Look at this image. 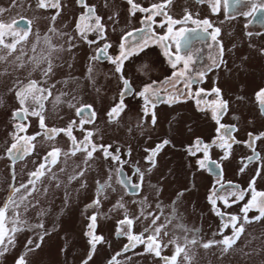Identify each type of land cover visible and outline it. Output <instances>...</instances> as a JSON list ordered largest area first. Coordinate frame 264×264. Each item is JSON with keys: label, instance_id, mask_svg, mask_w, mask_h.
Returning a JSON list of instances; mask_svg holds the SVG:
<instances>
[{"label": "rangeland", "instance_id": "374dc122", "mask_svg": "<svg viewBox=\"0 0 264 264\" xmlns=\"http://www.w3.org/2000/svg\"><path fill=\"white\" fill-rule=\"evenodd\" d=\"M58 2L61 5L59 9H42L38 0H0V207L13 187L19 188L21 184L28 183L29 173L44 162L47 151L53 147L61 149L57 164L51 167L50 172L45 171V175L35 184V191H32V185H28L15 194L16 200L26 196L27 210L23 205L18 209L10 206L7 212L8 217L18 213L19 218L26 221L25 229L28 224L40 223L43 229L16 233L15 246H10L7 254L0 257V264H16L20 256L24 257L26 264H85V261L87 264H110L112 259L118 264H161L154 255L142 254V245L124 251L126 238L115 235L125 209L129 217L137 216L139 205L135 201L142 198L149 205L145 212L162 216L161 241L165 245L172 244L163 250L162 255L170 257L177 245L183 250L178 264H264V219L245 224L244 232L227 252L218 244L205 247L210 240L222 239L219 230L225 218L214 214L207 199L214 189L219 188L217 177L226 186L219 193L221 195H227V185L232 183L239 185L241 190H247L253 177L256 190L264 191V139L256 141L254 145L261 161L247 164V158L253 154L247 146L249 134H264V113L256 100V93L264 89V58L261 62L258 57L257 45L263 48L258 43L257 32L249 36L250 31L246 29L248 19L241 14L246 11L242 9L235 19H231V24L230 21H221L228 28L226 38H222L230 47L236 48L232 49L236 51L234 59L227 58L215 71L222 74V78L209 76L208 80L192 88L193 92L197 87L206 92L213 87L220 88L223 100L228 102V110L221 123L237 129L233 133L237 142L229 151V157L223 159L222 150L213 146L209 150L206 166L200 168L198 162L203 159V152L195 151V141L200 139L204 143H211L217 138L218 125L212 119L210 108L203 105L198 108L195 98L185 97L180 102L156 105L151 110L157 118L155 125L151 123V114L147 117L143 115L144 101L138 94L153 82L159 85L173 72L162 48L150 43L125 61L123 77L129 80L132 91L124 96L125 108L119 118L114 122L109 121L107 113L119 103L124 86L120 74L115 73L114 65L100 59L97 52L105 43H109L108 55L115 56L118 45L124 42L122 34L119 37L105 32L106 38L100 39L93 32L88 34L87 39L100 41L89 45L80 38L76 29L80 23L79 16L86 9L79 5L78 0ZM103 2L105 0H85L88 6L94 7L97 16ZM182 9L184 6L179 8ZM53 16H56L54 21ZM20 17L29 20L30 32L13 24ZM87 23L92 24L94 20ZM45 36H48L47 42ZM48 65H51V71L46 74ZM228 74L230 78H226ZM31 81H37L40 87L51 90L43 113L46 127L64 129L74 122L73 135L77 141L91 131L94 133L91 138L94 143L111 145L112 152L119 147L121 159L129 161L123 165L127 179L140 182L133 171L137 166L144 173L142 189L138 193H129L126 186L119 183L120 178L114 172L118 165L110 159L106 160L102 152L97 151L85 163L83 151L71 154V141L63 132L47 140L39 134L42 130L37 118L14 116L15 112H22L16 92ZM171 90L169 85L168 91ZM61 94L62 103L54 108L53 100ZM161 94L167 95L163 89ZM73 97L76 98L75 107L69 108L67 102ZM201 99L210 102L215 96H202ZM83 105L90 106L96 116L83 125L82 131L79 123L81 116L77 115V110ZM25 107L33 108L30 96ZM16 123L28 125L27 133L21 135H37V140L33 142L35 148L32 154L12 161L6 149L15 142ZM164 140L169 143L155 157L154 164L147 163L149 150L155 149ZM190 146L193 148L191 153L188 151ZM129 149L130 157L125 155ZM65 152L69 154L65 156ZM211 161L215 162L214 167L209 166ZM217 164L222 166L223 174L210 171L211 168L216 169ZM241 168H244L243 172ZM257 169L259 176H256ZM81 172L83 175H79ZM53 174L55 179L52 178ZM72 176L76 178L70 179ZM105 182L111 184L110 189L106 190L107 195L97 196L95 190L98 184ZM149 183L156 187L149 188ZM30 191L31 195H28ZM249 198L250 192L244 201L232 207L225 208L221 202L217 207L225 212V217L237 214ZM95 199L101 201V206L89 208ZM231 200L229 197L230 203ZM175 201H178L175 203L177 219H163L172 214ZM119 204H123L124 208L117 210ZM160 204L163 209L158 212L157 205ZM93 214L98 216L96 234L104 238V243L97 245L94 255L88 260L91 249L86 233L89 217ZM256 215L255 210L248 213L250 220ZM149 222L136 220L134 232H143ZM181 224L187 231L181 230ZM45 230L47 234L37 249V234ZM197 230L199 236L195 234ZM224 234H230V229L224 230ZM29 239H33V244L26 247Z\"/></svg>", "mask_w": 264, "mask_h": 264}, {"label": "snow or ice", "instance_id": "6c2138e0", "mask_svg": "<svg viewBox=\"0 0 264 264\" xmlns=\"http://www.w3.org/2000/svg\"><path fill=\"white\" fill-rule=\"evenodd\" d=\"M195 2L201 5L208 4L213 15L218 14L219 8L221 6V0H195ZM243 2L244 0H233V7ZM247 2L251 4L250 11L241 13L246 18L253 16L256 12H264V0H247ZM78 3L80 6L86 9V12L79 16L80 23L76 25V29L80 38L85 40V42L89 45L98 42L87 39V36L90 33L95 32L100 39H105V25L102 23V18L95 15L94 7L88 6L85 3V0H78ZM127 3L130 5L131 15L135 16L136 13L143 14V17L140 20V23L143 25V27L138 30L140 33V43L134 46H129L126 43L127 37H125V42H121L118 45L117 54L115 56L108 55V50L111 47V44L109 43H105L98 52L99 56H103L105 60L114 65L115 73L120 74V78L122 79L124 86L123 91L120 94L121 98L119 103L112 107L107 113L109 121L114 122L117 118H119L125 108L124 96L132 90L129 80L123 77L125 61H127L133 54H138L139 51H142L150 43H156L162 48L163 54L167 58L169 65L173 69V72L171 77L166 78L164 81L160 82L159 85H157L156 82H153V84L145 86L138 94L143 98L144 101V117H147L149 114H151V123L152 125H155L157 118L155 112L151 110L154 109L156 104L161 102V100H163L164 103L172 104L180 102L185 97L188 99L195 98V103L198 108H201V105H203L204 107L211 109L212 119L218 125L216 129L217 138L213 139L211 143H204L200 139L195 141V151L200 152L202 150L203 152V159L198 162L199 167L204 168L206 166L209 160V150L213 146L222 150V158L227 159L233 144L237 142L233 136V133L237 131V129L234 126H225L221 123L223 115L228 110V102L223 100L221 89L218 87H213L210 92H206L205 89L199 87H197L195 92L192 91L194 85L198 86L204 82L207 73L213 71L214 69H218L222 64L225 63L223 59L224 48L222 43L218 40V37L221 34V28L215 26L209 18H194L192 12H190L187 8L184 9V15L182 18H173V16L169 14V8L173 3V0H160V2L151 3L147 7L135 3L134 0H127ZM38 4L42 9H59L61 7L58 0H38ZM223 6L227 11L229 8V0H223ZM157 17L160 18L159 23H157ZM55 19L56 16H53L52 20L54 21ZM109 19L111 20L113 17L110 16ZM89 20H94V23H87ZM189 25L194 27H188ZM155 27L165 29L164 34H158L155 32ZM51 30L55 31V28H52ZM127 35L132 36L133 33L129 32ZM193 35H195L197 38L207 36V38L212 42L209 47H215L217 49L215 54L209 57L211 64L198 72H193L190 68V65L194 62V55L196 54L191 50ZM249 35H251V33H249ZM44 39L47 42L48 36H45ZM173 45L175 46L174 53L171 51ZM182 49H188V51L185 52L184 55H181ZM93 59H96V57H93ZM181 64L183 65L182 68H178V66ZM50 71L51 65H48L45 72L47 74L50 73ZM90 72L91 69H89V73ZM181 84L183 87H178ZM169 85H171L172 89L170 92L168 91ZM161 89H163L167 95L161 97ZM26 93L28 94L27 96L25 95ZM208 95H214L215 99L210 102L207 99H201L202 96L207 97ZM16 96L22 108V112L17 111L14 113L16 118H20L22 115L23 117L32 116L37 118L39 128L42 130V132L39 134L44 136L47 140H52L57 134L63 132L71 141V154L75 155L76 152L83 151L85 153V163L87 160L92 159L94 153L97 151L102 152V155L106 160L110 159L114 164L118 165V167H116L114 170L115 174L117 176L123 177V165L129 163V161L121 159V150L119 147L115 149V152H112L110 150L111 145L105 146L103 144L98 145L94 143L91 139L94 133L91 131L87 132L82 140L77 141L73 135L74 128L76 127L74 122L69 123L64 129L46 127L45 116L43 113L45 111V101L51 96L50 89L40 87L37 81H31L24 85L23 88H20L16 92ZM29 96L31 97L33 103L32 109L25 107ZM62 96L63 94L57 95L54 98V108L56 105L62 103ZM256 100L260 105L261 112L264 113V89H261L256 93ZM75 101L76 98L73 97L72 100L67 102V106L69 108L75 107ZM89 108L90 106L80 107L77 111V115H81V120L79 123L82 131L83 125L91 122V120L96 116L94 111H92L89 115ZM14 127L15 135L13 138L15 142H13L10 147L6 149V152L12 161H16L18 159L22 160L25 156L32 154L35 148L33 142L37 140V135H21L23 133H27L28 131V125L25 123H16ZM261 139H264V134L259 136H253L252 134H249V142L247 146L252 149L253 154L247 158V164H251L254 161H261L259 153H257L254 148L256 141ZM168 143V140H164L163 143L158 144L155 149L149 150L150 154L147 156V163L154 164L155 157ZM188 151L190 153L193 152V148L190 146ZM68 154V152L64 153L65 156ZM60 155V148L53 147L51 150L47 151L46 155L43 157L44 162L40 163L34 171L29 173L28 183L21 184L19 188L13 187L6 202L2 207H0V257L7 254L10 246H15L16 233L24 230L34 231L38 228L43 229L42 223L28 224L27 229H25L23 226L26 224V221L21 220L18 213L12 217H8L7 212L10 206H14L16 209H18L21 205H23L24 209L27 210L28 205L25 204L26 196H21L19 200H16L14 199L15 194L20 192L21 189H26L28 185H32V191H35V184L37 181H39L45 175L46 170L49 172L51 171V167L57 164ZM125 155L128 157L131 156L130 149ZM247 164H245V167H247ZM216 167L219 168L220 165L217 164ZM133 171L138 176L140 182L137 183L133 182L131 179L126 180L121 178L119 183L129 185L134 192H138L142 189L144 173L138 166L134 168ZM148 171H151V169H148ZM240 171L243 172L244 168H241ZM79 175H83V173L81 172ZM259 175L260 171L257 169L256 176ZM52 178L55 179V174H53ZM75 178L76 176L70 177V179ZM217 184H219V188L214 189L212 194L208 196L207 199L214 214L217 217L225 218L219 230V234L221 235L222 239L219 241L215 239L210 240L205 244V247L218 244L222 245L225 252H227L232 248V246L237 242L241 234L244 232L245 224L264 219V191L256 190L255 177H253L250 181L247 190H241L240 186L234 183L227 185L229 189L227 195L219 194L226 187L225 184L221 183L219 177H217ZM148 186L149 188L156 187L151 183H149ZM110 187V182L99 183L95 190L96 195L106 196V190L110 189ZM157 191H159V189H157ZM248 192H250V198L246 203L242 204L240 212L237 214H228L225 217V212L221 211L217 207L218 202H221L225 208L232 207L234 204L244 201ZM28 195H31V191L28 192ZM229 197L232 198L231 203L229 201ZM176 202L178 201L173 203L172 214L166 218L163 217V219H167L169 221L172 219H177L175 209ZM135 203L139 205L138 215L135 217H129L127 214V209H125L124 218L118 221V229L115 232V235L118 237H125L127 240L124 251H129L135 249L138 245H142L144 246V253L142 254L154 255L161 261V264H178V259L183 253V250L179 245L174 248L173 254L170 257L162 255V252L166 247L172 246L171 243L165 245L160 239V233L162 231L160 221L162 216L157 213L145 212V208H148L149 205L147 200L144 198L140 199L139 201H135ZM100 206L101 201L99 199H95L94 203L89 205V208H98ZM119 208H124V205H117V210ZM157 209L158 212H160V210L163 209V205H157ZM253 210L257 212V215L250 220L248 213ZM89 220L90 223L87 225L88 232L86 235L88 236V243L90 245L91 251L87 258L88 260H90L92 255H94L97 245L104 243V238L101 235L96 234L98 220L97 214L91 215ZM136 220H141L142 222L145 220L150 221L148 226L143 229V232L139 234L134 232ZM180 227L182 231H187L183 224H181ZM228 229H230V234L225 235L224 230ZM46 234V230L37 234L39 241L35 244L37 249L41 246ZM195 234L199 236V231L197 230ZM32 244L33 239H29L27 241L26 247L31 246ZM29 250H31V248H29ZM16 264H26L24 257H18ZM85 264H87V261H85ZM110 264H118V262L115 259H112Z\"/></svg>", "mask_w": 264, "mask_h": 264}, {"label": "flooded vegetation", "instance_id": "af4514ba", "mask_svg": "<svg viewBox=\"0 0 264 264\" xmlns=\"http://www.w3.org/2000/svg\"><path fill=\"white\" fill-rule=\"evenodd\" d=\"M154 1L155 0H146V1L134 0L135 3L145 7L149 6L151 3L160 2V0H156L155 2ZM144 3H150V4H144ZM103 4H104L103 7L99 6L97 12H98V16L102 18V23L105 25L106 33L108 32L111 33L112 35L117 34L119 37H121L122 34L123 41L124 38L127 37L126 43L129 46L140 43V33L138 32V30L143 27V25L140 23L143 14L136 13L135 16L131 15L130 5L127 3V0H119L118 2H115L114 0H105ZM181 6H184V9L187 8L190 12H192L194 18H200V19L209 18L214 23L215 26L221 28V34L218 37V40L222 43L224 48L223 59L224 61H227V58L233 60L234 55H236V51L232 49H236V48L230 47L228 45V42H225L224 39L222 38V37L226 38L227 33L225 31H227L228 28L227 26L224 27V25L221 24V21L224 20L230 21L229 23L231 24V19L232 20L235 19L237 15H239L242 9H244L245 11H250L251 4L248 3L247 0H244L243 3L233 7V0H229V8L226 11L223 6V0H221V6L219 8L218 14L213 15L211 13L208 4H202V5L197 4L195 0H173V3L169 8V14L176 19L182 18L184 15V9H182V11L179 10ZM110 16L113 17V19L110 20L109 19ZM23 19L26 20L27 22L24 23L20 21ZM247 19L248 21H247L246 29L250 31L249 33H251V35L254 32H257L258 43L261 44V47L263 48L262 50L260 46L257 45L259 49L258 57L260 58V61L263 62L261 59L264 58V12H256L253 16L247 17ZM159 21L160 18L157 17V23H159ZM13 24L17 27H23V29L27 32L31 31V25L27 18L24 17L17 18L13 21ZM128 26H132V27L127 28ZM232 26H237V25H232ZM188 27H194V26L189 25ZM154 31L157 32L158 34H164L165 29L155 27ZM129 32H132L133 35L128 36L127 34ZM97 41H100V39H97ZM154 44L155 43H153L152 45ZM210 44H212V42L207 38V36H203L200 38H197L195 35L192 36L191 50L196 53L194 55V62L190 65V68L193 72H198L204 69L209 64H211V60L209 59V57L214 55L217 49L215 47L210 48L209 47ZM101 48L102 47H100V49ZM155 50L157 49L155 48ZM155 50L152 51L155 52ZM171 51L173 53L175 52L174 45L172 46ZM187 51L188 49H182L181 55H184L185 52ZM221 66L218 69H220ZM218 69H214L213 71L207 73L205 80H208L209 76L213 79L222 78V74L215 72ZM226 78H230L229 74L227 75ZM128 94L129 92L126 95ZM163 96L164 94H161V97ZM160 104H163V100H161V102L157 103L156 105H160Z\"/></svg>", "mask_w": 264, "mask_h": 264}, {"label": "water", "instance_id": "95a60500", "mask_svg": "<svg viewBox=\"0 0 264 264\" xmlns=\"http://www.w3.org/2000/svg\"><path fill=\"white\" fill-rule=\"evenodd\" d=\"M20 21H22V22H24V23L27 22V21L24 20V19H23V20H20ZM20 21H19V22H20ZM98 57H99L100 59H104L103 56H99V55H98ZM83 107H88V106H83ZM90 113H91V110H90V108H89V115H90ZM80 116H81V115H80ZM213 162H214V161H213ZM213 162L211 161V162L209 163V166H210V167H212V166L214 165ZM213 167H214V166H213ZM213 170H215L217 174H221V173H222V169H221V167H219V168L216 167V169H213V168L210 169V171L214 172ZM123 173H124V174H123V177H120V176H119V178H120V179L123 178V179H126V180H127V177H126V174H125L124 171H123ZM123 185L126 186L127 191H128L129 193H131V194H135V193H138V192H139V191H138V192H134V191L131 189V187H130L129 185H126V184H123Z\"/></svg>", "mask_w": 264, "mask_h": 264}]
</instances>
